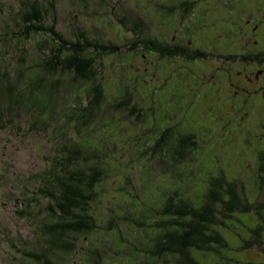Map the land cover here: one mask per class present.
Returning <instances> with one entry per match:
<instances>
[{"label":"rangeland","instance_id":"1","mask_svg":"<svg viewBox=\"0 0 264 264\" xmlns=\"http://www.w3.org/2000/svg\"><path fill=\"white\" fill-rule=\"evenodd\" d=\"M33 1L48 9L45 24L55 21L65 39L76 40L82 31L93 40L121 45L125 50L100 57L93 67L102 83L104 99L87 125L81 124L77 117L83 113L73 105L77 99L81 108L90 106L95 96L89 91L92 83L77 79L73 69L59 68L51 76L64 85L56 96V109H47L46 113L37 108L20 109L5 121L4 128L0 127V236L18 238L23 234L28 241L35 240L41 235L36 223L38 214H43L44 223L54 217L46 213L44 196L36 197L32 191L53 178L50 166L70 156L65 149L73 145L69 140L96 147L103 154L101 160L100 155L83 149L73 161L80 168L105 169L102 180L93 188L95 199L89 207L95 231L79 233L73 241L90 249L93 263L100 260L99 264H124L122 256L114 257L119 251L116 249L122 247L118 239L126 243L123 239L131 237L138 243L149 237L152 233H147L156 229L158 219H169L160 215L159 205H170L175 210L174 204L179 205L182 199L190 202L194 197L193 203L199 206L198 195L204 192L207 181L220 173L228 181L239 180L249 202L264 203V92L242 91L233 97L227 89V75L218 69L223 62L214 57L184 64L174 58L148 55L140 45L133 48L137 38L133 27L145 39L160 41L163 31L168 33L173 28L174 19L166 9L171 0H0V28L6 24L9 30L19 31L17 25L22 22L25 4ZM206 34L209 42L222 45L225 41L214 29H207ZM172 36L171 31L165 38L170 47ZM48 40L35 36L23 45L0 44V69L7 67L11 74L24 71L26 78L21 87H25L29 74L36 77L49 72L45 70V58L52 47ZM238 69L234 66L232 71ZM232 78L236 81L239 76L234 74ZM129 98L132 102L124 104ZM175 132L196 133L200 142L192 154L178 162L170 158L168 146L162 143L163 138L172 137L175 144ZM37 200L41 202L35 205ZM22 201L35 207L32 215L21 213L27 210ZM155 208L158 210L153 212ZM53 210L57 220L59 209ZM150 215L154 219L148 221ZM239 217L250 228L259 224L253 213ZM140 222L151 225L149 232L136 230ZM233 227L242 233L240 240L249 239L250 232L243 224L235 223ZM227 236L230 248L224 255L230 260L245 258L235 249L238 237ZM128 249L130 259L134 252ZM126 250L123 246V255ZM82 255L88 257L86 252ZM210 255L221 257L209 254L203 258L207 259L205 264L213 262Z\"/></svg>","mask_w":264,"mask_h":264},{"label":"trees","instance_id":"2","mask_svg":"<svg viewBox=\"0 0 264 264\" xmlns=\"http://www.w3.org/2000/svg\"><path fill=\"white\" fill-rule=\"evenodd\" d=\"M25 6L26 9L21 16L22 22L17 25L19 31L9 30V25L6 24L1 26L0 44L8 45L16 43L17 45H23L24 41L31 40L35 36H42L45 41L49 38L48 43H51L52 47L50 55L45 58L47 65L45 70L49 72L38 74L36 77H31L29 74L27 85L22 88L21 82L26 78L24 71L19 69L16 74H11L7 67L3 70L0 69V127L4 128L5 121L12 119L15 116V112L20 109L31 111L37 108L42 113H46L47 109L48 111L56 109V96L58 97L59 90L64 85L60 79H54L51 76L55 75L59 71V68H64L68 71L73 69L77 79L92 83V88L89 91L95 96L92 97L90 106L88 105V108H81L77 99H75L73 105L76 111L83 113L77 117L82 122L81 124L87 125L91 121V117H95V113H97L96 108H98L97 106L104 99L102 83L95 77L96 74L93 67L100 57L109 54H119L125 48L122 49L121 45L113 43L106 45L93 40L82 31L76 35V40L65 39L56 29L55 21L49 26L45 24L48 9H44L38 1L25 4ZM122 23L125 25V21ZM132 30L137 35V38L133 41V48L140 45L142 48L148 50L158 48L160 45L158 40L142 38V33H140L137 27H133ZM130 102H132L131 98L125 101L124 104L129 105ZM132 110L136 111V107L133 106ZM167 132H171V129H168ZM172 134L174 133H171V136ZM177 135L175 144L172 142V137H169L167 140L162 139V143L168 146L167 153L174 162L185 159L186 156L192 154V151L200 146L196 133H177ZM69 141L73 145L65 149H67V153L70 156L54 163L52 168L50 166L49 174L53 178L46 180L42 186L34 188V190L41 192L36 193V195L40 194L44 196L42 199H45L47 202L46 213L50 212L54 215L52 219L44 223L41 218L43 214H38L36 223H39L37 224L39 227L49 225L50 229L48 232L54 236L63 231L59 226L60 224H58L61 221L60 216L58 215L57 220L55 219V214L57 213L53 210L54 207L57 209L62 208L63 210H60L66 214V217L78 220V222L63 227L66 229L64 231L69 233L95 231L96 226L92 214L89 213V207L90 202L95 199L94 194H92L93 188L100 183L105 172L103 166L87 167L88 169L76 166L73 161L81 154L83 149L90 153L93 151L97 156L100 155L101 160H103V154L98 152L96 147L90 148L91 145L84 147L78 144L79 142ZM158 145H160V142ZM56 170H59L60 173L56 174ZM205 185L204 192L197 197L200 200L199 206H195L193 203L194 197L191 198L190 202L182 199L179 205L174 204L177 207L175 210L170 205H164L163 207L159 205L158 209L162 208L160 215L164 214L169 217L168 220L164 222L156 219L158 221L156 229H151L150 232L149 226L151 225H146L145 222L136 224V230L145 229L149 232L147 234L164 235V237H155L160 239L161 243L156 241L157 243L153 246L152 252L155 257L163 256L164 264H205L204 261H207V259L203 260V258H207L209 254L215 253L221 257L216 258L210 255L209 258L213 261L210 264H230L231 260L224 255V252L230 248L226 241L228 240L227 235L233 234L239 238L243 236L241 232L233 227L235 223L243 224L246 227V232L248 230L250 232V229H254L260 233L264 232V203L249 202L245 191L241 189L243 187L239 180L237 182H233V180L228 181L224 174L220 173L217 176L211 177ZM23 189L25 188L23 187ZM240 193L243 196L245 194L246 197L243 198ZM35 202H41V200ZM63 202L65 205L60 206ZM22 203L24 204V201ZM24 205L26 207L23 209L27 208V210L22 211V213L32 215L35 207H32L30 204ZM158 209L155 208L153 212ZM153 212H151V215H154ZM250 213H253L259 219V224L252 228L242 222L239 217L240 214L248 215ZM151 215L149 218L147 217L148 221L154 219ZM121 218L127 223L130 222L125 217ZM37 220L39 221L37 222ZM135 233L138 234L137 231ZM118 240L122 247L116 249L119 250L116 254L126 258L128 254H122L123 246H125L127 248L126 251L130 250L128 249L129 247L134 252L131 257L134 258L139 255L142 258V250L147 247V237L139 240L138 243H134L131 237L123 239L126 243H123L122 239ZM93 248H95V252L98 251L97 247L93 246ZM87 250L90 249L87 248ZM89 255L91 258L94 256V254ZM99 261L93 263L91 260L90 264H99ZM102 263L101 261L100 264ZM137 264H142V261L140 260Z\"/></svg>","mask_w":264,"mask_h":264},{"label":"flooded vegetation","instance_id":"3","mask_svg":"<svg viewBox=\"0 0 264 264\" xmlns=\"http://www.w3.org/2000/svg\"><path fill=\"white\" fill-rule=\"evenodd\" d=\"M171 1L172 4L166 9L174 19L173 28L169 31H172L173 46L170 47L165 40L169 32L163 31V40L156 39L160 43L158 48H145L148 55H158L161 59L168 60L174 58L184 64H194L197 60L204 62L214 57L223 62L218 69H223L227 75V89L233 97L237 98L242 91L264 92V0ZM207 29L216 30L218 37L225 39L224 43L218 45L209 42ZM142 36L144 38V35ZM234 66L239 68L238 71H232ZM234 74L239 76L236 81L232 78ZM32 192L35 195L41 193L37 190ZM34 203L37 205L39 202ZM64 205L63 202L60 206ZM60 209L63 210L59 208L61 221L58 224L63 231L56 236L48 232L49 225L40 227L41 232L38 233L41 235L32 241H28L23 234L18 238L0 236V264L89 263L92 260L89 255L92 254L91 251L87 250L85 245L73 243L75 238L80 236V232L69 233L63 228L78 220L66 217ZM158 236L164 237L163 234L147 237V247L142 250V258L138 255L129 259L127 256L123 258L124 264H137L140 260L142 264H164L163 256L155 257L152 253L153 246L157 242L161 243L160 239L155 238ZM238 239L239 244L235 249L246 256L243 259L233 258L230 263L264 264V232L250 229L249 239ZM85 252L88 257L82 255ZM126 254L131 255V252L127 251Z\"/></svg>","mask_w":264,"mask_h":264}]
</instances>
